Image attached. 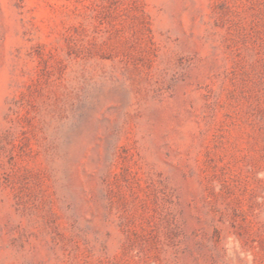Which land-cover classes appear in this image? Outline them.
Here are the masks:
<instances>
[{"label": "rangeland", "instance_id": "374dc122", "mask_svg": "<svg viewBox=\"0 0 264 264\" xmlns=\"http://www.w3.org/2000/svg\"><path fill=\"white\" fill-rule=\"evenodd\" d=\"M0 264H264V0H0Z\"/></svg>", "mask_w": 264, "mask_h": 264}]
</instances>
